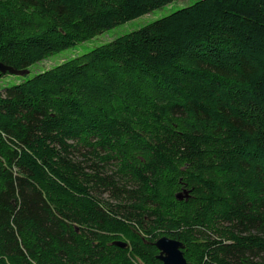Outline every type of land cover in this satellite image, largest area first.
<instances>
[{"label": "trees", "instance_id": "obj_1", "mask_svg": "<svg viewBox=\"0 0 264 264\" xmlns=\"http://www.w3.org/2000/svg\"><path fill=\"white\" fill-rule=\"evenodd\" d=\"M178 1L0 0V264H264V0L57 58Z\"/></svg>", "mask_w": 264, "mask_h": 264}, {"label": "rangeland", "instance_id": "obj_2", "mask_svg": "<svg viewBox=\"0 0 264 264\" xmlns=\"http://www.w3.org/2000/svg\"><path fill=\"white\" fill-rule=\"evenodd\" d=\"M199 0H180L178 2H173L159 10L152 12L149 15L143 16L139 19L131 21L129 23L120 25L110 31H107L103 35L97 37L96 39L86 42L82 45H78L75 48L63 53L62 55L57 56V58H69L72 55H83L91 52L95 48L107 44L111 42L113 39L118 38L120 36H124L129 34L130 32L142 29L162 18H165L181 9L190 7L194 5ZM62 62V59L50 60L40 64L35 71L41 72L43 70L49 69L59 63ZM34 68L31 69L30 75L24 78L7 76L0 80V92H2L5 88L13 87L23 81L30 80L35 76Z\"/></svg>", "mask_w": 264, "mask_h": 264}, {"label": "water", "instance_id": "obj_3", "mask_svg": "<svg viewBox=\"0 0 264 264\" xmlns=\"http://www.w3.org/2000/svg\"><path fill=\"white\" fill-rule=\"evenodd\" d=\"M0 74L24 78L30 75V71L16 70L0 63ZM189 197V191H184L176 196L178 201L189 199ZM113 245L121 249H126L128 247V243L123 241H115ZM154 246L159 252L157 259L163 264H189L184 255L185 246L183 243L163 237L158 239L154 243Z\"/></svg>", "mask_w": 264, "mask_h": 264}]
</instances>
